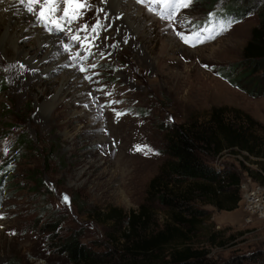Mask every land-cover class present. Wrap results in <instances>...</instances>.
Instances as JSON below:
<instances>
[{
    "label": "rangeland",
    "instance_id": "obj_1",
    "mask_svg": "<svg viewBox=\"0 0 264 264\" xmlns=\"http://www.w3.org/2000/svg\"><path fill=\"white\" fill-rule=\"evenodd\" d=\"M130 1L139 35L125 42L114 31L103 34L107 29L103 27L83 64L88 68L85 73L69 66L72 62L62 51L63 43H71L67 33L49 34L36 27L51 36L47 41L59 39L68 61L66 70L57 72H47L53 62L46 60L49 46L39 48L35 43L41 34L12 30L19 37L17 43L5 37L2 42L0 37V264H70L57 248L59 240L71 233L80 234L91 252L111 254V263L152 264L126 253L123 233L130 212L144 210L149 215L143 236L169 220L170 213L148 193L150 180L166 161L164 127L191 119L200 122L213 106L237 108L264 126V96L251 97L218 75L240 60L255 16L192 46L184 44L176 31L202 30L204 19L228 0H191L172 21L162 18L169 11L162 2ZM88 3L91 10L71 25L73 32L85 23L94 24L98 15L104 22L103 12L96 14L98 6L111 10L102 0ZM192 40L197 37L192 35ZM77 52L86 54L79 44L71 54ZM17 54L25 64L33 62L32 69L41 77L40 82L22 79V91L15 88L14 70L8 66ZM68 71L77 75V81L70 79L65 87L63 74ZM20 135L31 144L17 145ZM203 158L217 169L237 171L242 183L249 177L241 161L251 170L257 168L244 161L243 154L228 151ZM65 194L68 202L63 200ZM243 195L240 189L234 211L195 202L208 216L189 244L207 250L209 264H252L264 258V222L244 220ZM113 210L120 215L109 218ZM217 232L211 242L209 237ZM154 256L152 262L157 264L154 260L167 253Z\"/></svg>",
    "mask_w": 264,
    "mask_h": 264
},
{
    "label": "trees",
    "instance_id": "obj_2",
    "mask_svg": "<svg viewBox=\"0 0 264 264\" xmlns=\"http://www.w3.org/2000/svg\"><path fill=\"white\" fill-rule=\"evenodd\" d=\"M210 1L217 3L220 0ZM244 2L228 0L204 19L202 27L212 28L217 22L231 21L223 34L245 18L255 16L256 24L242 47L240 60L218 75L251 97H263L264 0ZM207 113L200 122L191 119L164 127L162 151L166 161L150 180L148 193L170 213L169 220L159 230L143 236L149 215L144 210L130 212L123 239L126 253L131 257L143 256L145 261L154 264V253L161 256L165 250L167 256L156 258L157 264H209L207 250H198L189 244L202 218L208 216L207 211L196 208L195 202L213 206L219 211H234L241 200V174L230 168L217 169L203 156L216 158L225 151L232 155L243 154V160L257 168L251 170L241 161L242 171L253 182L264 185V126L237 108L213 106ZM18 141L17 145L21 147L31 144L24 135L18 136ZM119 213L113 210L109 218L114 214L119 216ZM217 235L218 232L209 237L211 242ZM57 250L70 264H115L111 263V254L91 252L81 242L80 234L76 233L61 238ZM261 259L259 263L252 264H264L263 256Z\"/></svg>",
    "mask_w": 264,
    "mask_h": 264
},
{
    "label": "snow or ice",
    "instance_id": "obj_3",
    "mask_svg": "<svg viewBox=\"0 0 264 264\" xmlns=\"http://www.w3.org/2000/svg\"><path fill=\"white\" fill-rule=\"evenodd\" d=\"M2 2L3 0H0V3ZM102 2L107 3V0H102ZM137 2L144 3L145 0H137ZM152 2H162L166 5L169 11L166 14L162 13L161 16L163 19L172 21L181 8L186 9L189 7L191 0H152ZM19 4L23 6L24 13L33 18L32 23L34 26L42 27L49 34L58 35L60 33H67L71 43H63L62 51L68 54V58L72 62L69 66L78 67V71L81 73L88 71V68L83 66V64L91 57L92 53L90 49L94 46V40L98 38L104 26L98 15L96 22L92 25L85 23L75 32L71 28L72 24L78 23L83 19L86 12L91 10L88 0H19ZM149 11H153V8L149 7ZM102 12H104V9L97 10L98 14ZM120 18L122 17H117V19ZM104 19H108L107 14L104 16ZM231 23V21L224 23L217 22L212 28L204 27L193 34L176 31V35L184 44L188 45L191 43L192 46H195L196 42L202 43L205 40L214 39L215 35L221 34L226 30V26L230 27ZM81 33H85V35L82 36ZM192 35H195L197 40H192ZM76 44H79L80 48L85 50L86 54L84 56H81L79 52L75 55L71 54L72 48ZM77 61H79V64H77ZM90 68L95 69L96 65L91 64ZM85 79L91 80L92 77L85 76ZM116 115L119 116L121 113H117ZM137 150H141L139 146H137ZM5 152H7V148H5ZM63 200L68 202L69 197L65 194Z\"/></svg>",
    "mask_w": 264,
    "mask_h": 264
},
{
    "label": "bare ground",
    "instance_id": "obj_4",
    "mask_svg": "<svg viewBox=\"0 0 264 264\" xmlns=\"http://www.w3.org/2000/svg\"><path fill=\"white\" fill-rule=\"evenodd\" d=\"M107 2L109 3L111 10H109L110 8L107 10L106 7L104 9V5L98 6V9H104V12L102 13L104 14V16L106 14L108 15V19H104V22H102L104 28H107L106 30H104L103 34L108 31H114V36L117 37V39L124 41H131L130 38H133L136 35L138 36V30L134 28L133 25V22H135L137 18L134 14L135 6L132 4V2L130 0H107ZM120 16L122 18L120 20L117 19V17ZM32 19L33 18L24 13L22 5H20L16 0H3V2L0 3V33L3 32V35L0 37L2 39V42L4 41L3 37H5V39L14 40V43H17V39L19 37H17V34L13 35L11 33L12 30L16 29L22 33H26L29 36L41 34L38 38H35V43L38 45V47L40 46L41 48L47 45L49 46L50 52L46 60L51 59L53 62L52 64H50L47 72L48 70H50L51 72L66 70L68 60L66 61L67 57L64 56L61 51L59 39L56 38L55 40L51 39L50 41H47L51 36L43 33L41 30L36 28L37 26H34V24L32 23ZM32 63L33 62L25 64V62L22 60L21 54H17L15 56V59L12 62H9L8 66L12 67V69L14 70L13 83L15 82V88L18 87V89L22 91L24 89V86L21 85V83L23 82L22 79L27 77L31 78L32 81L38 80V82H40L41 77L38 75L40 74V72L37 69H32ZM37 71L39 73H37ZM63 75L64 78L62 85H64L65 87L70 84V79H73L74 82L77 81V75L73 71H68Z\"/></svg>",
    "mask_w": 264,
    "mask_h": 264
},
{
    "label": "built area",
    "instance_id": "obj_5",
    "mask_svg": "<svg viewBox=\"0 0 264 264\" xmlns=\"http://www.w3.org/2000/svg\"><path fill=\"white\" fill-rule=\"evenodd\" d=\"M255 183L249 178L239 185V190H244L241 209L244 220L248 223L252 220L264 222V188Z\"/></svg>",
    "mask_w": 264,
    "mask_h": 264
},
{
    "label": "crops",
    "instance_id": "obj_6",
    "mask_svg": "<svg viewBox=\"0 0 264 264\" xmlns=\"http://www.w3.org/2000/svg\"><path fill=\"white\" fill-rule=\"evenodd\" d=\"M264 175V174H263Z\"/></svg>",
    "mask_w": 264,
    "mask_h": 264
}]
</instances>
